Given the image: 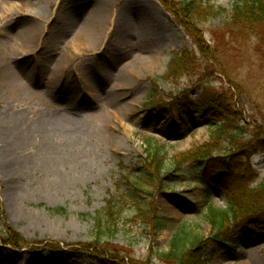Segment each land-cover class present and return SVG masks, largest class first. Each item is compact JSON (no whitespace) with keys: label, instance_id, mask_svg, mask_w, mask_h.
Masks as SVG:
<instances>
[{"label":"rangeland","instance_id":"rangeland-1","mask_svg":"<svg viewBox=\"0 0 264 264\" xmlns=\"http://www.w3.org/2000/svg\"><path fill=\"white\" fill-rule=\"evenodd\" d=\"M234 1L212 0L227 10ZM91 2L96 9L88 21L82 12ZM69 13L77 19L72 25ZM143 13L156 20L155 28L142 23ZM29 22L37 25L24 44L18 35ZM228 22L219 15L198 24L216 51L208 59L158 0H0V261L166 264L157 254L170 248L176 232L185 237L180 247L193 236H211L196 188L199 166L176 168L173 158L207 142L218 121L196 110L181 131H171L166 115L148 104L183 90L196 101L204 91L236 95L229 81L235 73L254 89L239 101L233 97L243 133L255 130L264 140V46L259 52L254 39L232 43ZM182 49L192 53L189 68L166 80L173 53ZM16 131L25 143L9 148L1 134ZM155 150L165 155L156 190L142 178L143 157ZM248 162L247 185L255 186L264 181V148ZM220 182L208 198L215 208L226 206L231 187ZM130 192L104 249L90 247L106 199ZM138 202L143 208L151 202L167 220L155 237L136 213ZM20 238L24 244L15 243ZM207 264H264V236L221 248Z\"/></svg>","mask_w":264,"mask_h":264},{"label":"trees","instance_id":"trees-1","mask_svg":"<svg viewBox=\"0 0 264 264\" xmlns=\"http://www.w3.org/2000/svg\"><path fill=\"white\" fill-rule=\"evenodd\" d=\"M158 2L183 28L204 58H216V51L205 44L197 26L219 15H228L229 22L224 25V29L232 43L246 46L254 39L259 52L264 46V0H235L229 10L215 5L212 0ZM191 54L187 49L174 52L163 78L166 77L167 80L189 68ZM233 74L234 77L231 75L229 81L237 91L236 95L231 90L214 95L204 91L200 100L196 101L189 96L187 90H183L171 94L166 101L155 102L153 98L149 99V110L164 113V126L171 131H181L185 126L186 116L196 110L199 117H211L218 121L212 128L207 142L173 158L176 168H182L189 163L198 164L200 179L196 188L201 191L198 196L201 204L206 206L205 216L213 232L207 238L193 236L187 243L183 242L181 247V241H184L185 237L176 232L170 248L157 254L166 264H207L221 248L233 249L241 239L264 236V181L255 186H248L246 179L247 175L252 173L248 158L264 148V140L258 138L255 130L250 131L248 137L243 133L244 121L239 120L233 97L237 96L239 101L241 95H253L254 89L243 80H235L237 75ZM164 161L165 155L157 150L143 157L142 178L147 184L150 183L154 190L160 187ZM220 181H228L231 187L226 192V206L215 208L209 206L208 198L215 188L223 186ZM132 187L133 190L139 189L134 184ZM132 194L133 192L123 194V197L111 194L106 199L105 206L94 219L96 233L90 247L104 249L106 238L114 234V223L111 221L115 216L121 215ZM145 194L151 195L146 192ZM140 204H134L137 206L136 213L149 227L150 235L155 237L167 227V220L152 208L151 202L146 208L140 207ZM15 243L25 242L20 238ZM207 249H210L208 254L205 253Z\"/></svg>","mask_w":264,"mask_h":264},{"label":"bare ground","instance_id":"bare-ground-1","mask_svg":"<svg viewBox=\"0 0 264 264\" xmlns=\"http://www.w3.org/2000/svg\"><path fill=\"white\" fill-rule=\"evenodd\" d=\"M87 1H90V0H87ZM90 5H91V7L89 6L90 8L88 9V11L82 12L83 14H85L84 15L85 18H83V19L88 18L89 19L88 21H92L93 20V16L95 15V14L93 15V13H94V10L96 9V7L93 8L92 2L90 3ZM81 8L82 7H80V9H77L78 13H80L82 11ZM139 17L143 20L142 21L143 24H145L147 26L154 27V28L156 27V23H155L156 20L154 18H152L149 14L143 13ZM67 19H69L68 21H69L70 25H72L74 21H77V19H75L74 16H72V13L68 14ZM36 25H37V23H35V22L34 23L33 22L32 23L29 22L28 24L26 23L25 25L22 26V29L25 30L24 32H26V31L27 32H26L25 35H20V34L18 35V39H20L19 41L21 43L28 44V42L30 41L29 34H30L31 30H35ZM65 25H66V23H65ZM66 30H67V27L64 28L63 30H60V32L61 33H63V32L66 33L67 32ZM27 33H29V34H27ZM0 66H4V65L0 64ZM0 73H1V71H0ZM1 138H5L4 141L8 142L7 145H9V148L11 146V148H16L17 149L19 147H22L23 143H25V139L23 137V134L20 131L14 132L13 134H11V136H8L7 134H5V137H4V134H1ZM18 166H20V165H18ZM22 168H24V167H22ZM10 170L15 172L17 170L20 171L21 168L17 169V167H14V168H11ZM0 264H10V261L9 260H2V261H0Z\"/></svg>","mask_w":264,"mask_h":264}]
</instances>
